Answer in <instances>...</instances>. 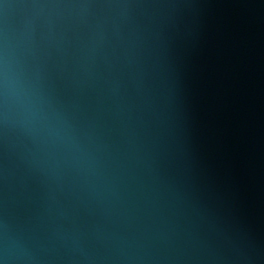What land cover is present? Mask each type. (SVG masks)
I'll return each mask as SVG.
<instances>
[{"label":"water","instance_id":"95a60500","mask_svg":"<svg viewBox=\"0 0 264 264\" xmlns=\"http://www.w3.org/2000/svg\"><path fill=\"white\" fill-rule=\"evenodd\" d=\"M0 264H264V0H0Z\"/></svg>","mask_w":264,"mask_h":264}]
</instances>
